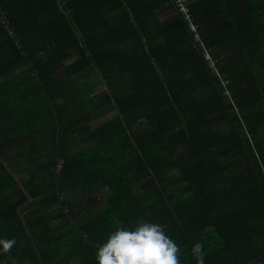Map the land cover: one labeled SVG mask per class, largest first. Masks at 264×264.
Returning <instances> with one entry per match:
<instances>
[{
	"label": "trees",
	"instance_id": "1",
	"mask_svg": "<svg viewBox=\"0 0 264 264\" xmlns=\"http://www.w3.org/2000/svg\"><path fill=\"white\" fill-rule=\"evenodd\" d=\"M189 4L198 42L172 0H0V264L139 222L264 264V0Z\"/></svg>",
	"mask_w": 264,
	"mask_h": 264
},
{
	"label": "clouds",
	"instance_id": "2",
	"mask_svg": "<svg viewBox=\"0 0 264 264\" xmlns=\"http://www.w3.org/2000/svg\"><path fill=\"white\" fill-rule=\"evenodd\" d=\"M16 240L0 239V251L11 252ZM204 245L195 243L191 255L204 264ZM179 245L158 223L139 222L134 229L116 227L95 254L96 264H181Z\"/></svg>",
	"mask_w": 264,
	"mask_h": 264
},
{
	"label": "built area",
	"instance_id": "3",
	"mask_svg": "<svg viewBox=\"0 0 264 264\" xmlns=\"http://www.w3.org/2000/svg\"><path fill=\"white\" fill-rule=\"evenodd\" d=\"M172 2L175 5L178 12L181 15H183L186 18V20L189 22V28L193 33H195V38L197 42L200 41V37L197 32L198 27L194 25L192 22L189 0H172ZM205 57L208 60L211 59L210 56L207 54ZM211 68H213V65L211 66ZM217 75L220 77L219 73H217ZM223 84L226 85L227 82L223 81Z\"/></svg>",
	"mask_w": 264,
	"mask_h": 264
},
{
	"label": "rangeland",
	"instance_id": "4",
	"mask_svg": "<svg viewBox=\"0 0 264 264\" xmlns=\"http://www.w3.org/2000/svg\"><path fill=\"white\" fill-rule=\"evenodd\" d=\"M115 115V113H110V114H107L106 116H103V117H100L99 119H97L94 123H93V127L100 124V123H103L105 122L106 120H109L111 119V117Z\"/></svg>",
	"mask_w": 264,
	"mask_h": 264
},
{
	"label": "crops",
	"instance_id": "5",
	"mask_svg": "<svg viewBox=\"0 0 264 264\" xmlns=\"http://www.w3.org/2000/svg\"><path fill=\"white\" fill-rule=\"evenodd\" d=\"M207 55H209V54H207ZM210 56V55H209ZM210 58L212 59V57L210 56Z\"/></svg>",
	"mask_w": 264,
	"mask_h": 264
}]
</instances>
